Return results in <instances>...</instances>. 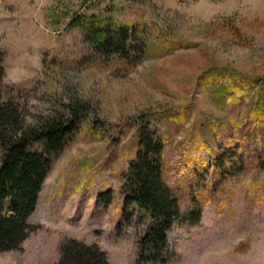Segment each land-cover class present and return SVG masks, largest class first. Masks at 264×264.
<instances>
[{"label": "rangeland", "instance_id": "obj_1", "mask_svg": "<svg viewBox=\"0 0 264 264\" xmlns=\"http://www.w3.org/2000/svg\"><path fill=\"white\" fill-rule=\"evenodd\" d=\"M92 16L137 27L141 59L97 54L78 26ZM0 51L3 98L27 123L75 100L91 111L50 157L33 233L0 264H58L70 240L140 264L152 220L123 189L144 131L162 138L182 213L203 209L167 234L164 264H264V0H0Z\"/></svg>", "mask_w": 264, "mask_h": 264}, {"label": "trees", "instance_id": "obj_2", "mask_svg": "<svg viewBox=\"0 0 264 264\" xmlns=\"http://www.w3.org/2000/svg\"><path fill=\"white\" fill-rule=\"evenodd\" d=\"M77 25V24H76ZM85 40L101 56H115L129 62L141 59L138 28L102 20L92 16L83 25ZM0 51V251L20 250L34 229L29 219L34 214L46 178L52 167L50 157L58 155L66 139L77 130L80 116H89L90 105L75 100L67 105V113L40 116L33 123L13 101L3 98L2 82L5 71ZM98 121L95 127L98 128ZM141 133L139 153L124 176L126 209L137 208L152 220L139 240L140 264H164L170 254L168 233L177 223L198 226L202 207L195 202L188 214H183L178 199L162 176V138ZM42 145L46 154L32 152ZM130 220V219H129ZM154 247L155 251H152ZM58 264H110L107 253L98 245L67 241L61 248Z\"/></svg>", "mask_w": 264, "mask_h": 264}]
</instances>
